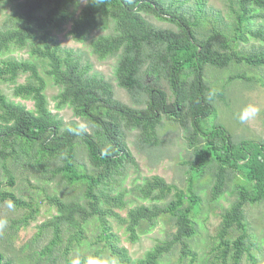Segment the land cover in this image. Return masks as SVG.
Returning <instances> with one entry per match:
<instances>
[{"label": "trees", "instance_id": "1", "mask_svg": "<svg viewBox=\"0 0 264 264\" xmlns=\"http://www.w3.org/2000/svg\"><path fill=\"white\" fill-rule=\"evenodd\" d=\"M14 1L11 27L0 29V54L12 48H28L31 56L47 61V75L62 88L58 108L71 107L75 116L95 128L90 134L77 123L64 126L53 115L45 94L46 81L36 62L2 61L0 84L16 85L25 75L26 82L16 85L15 95L34 101L35 108L30 110L10 101L0 87V204L9 202L17 209H29V215L18 221L25 226L39 214L32 204L4 190L5 185H16L19 167L40 170L44 175H61L68 185L80 186L85 197L83 203L59 196L48 198L56 215L41 226V230L52 232L41 257L58 261L67 239L62 254L65 264H99L103 256L114 261L111 264H162L164 256L177 245L183 256L195 262L198 255L188 241L198 235L195 214L201 200L197 195L187 197L162 177L154 176L136 189L137 197L150 205L128 209L127 192L115 188L119 183L116 177L123 175L129 163H135L124 129L138 130L143 143L156 145L158 128L166 117L190 134L194 177L214 168L213 200L224 195L232 176L239 177L237 200L221 215L219 244L213 249L217 252L215 263L243 264L244 256L256 263L248 244L251 240L246 207L264 201V141H236L224 126L206 123L216 116L214 102L224 98V91H213L204 74L206 68L264 67V47L239 51L251 39L264 42V29L250 28L253 20L263 16L264 0H230L236 19L232 26L223 24L220 14H209L204 0H197L196 10L190 13L182 8V0ZM78 3H83L79 14L71 11ZM149 16L176 29L157 28ZM68 27L69 35L79 42H86L99 27L113 28V34L94 38L90 46L101 60L119 57L118 84L131 95L143 94L145 108L133 109L119 101L112 85L102 76L89 74V66H83L72 50L62 52L57 34ZM144 76L155 80L150 84ZM236 79L253 78L240 73L231 76L229 82ZM78 144L89 159L91 173L78 162ZM171 195L175 196L173 200H169ZM122 210H127L126 216ZM162 218H170L173 223L176 230L172 238L134 262L118 230L123 229L134 242L139 234L153 231ZM233 232L238 236L233 238ZM90 233L94 242L90 241ZM73 251L81 255L77 263L67 258ZM13 262L0 251V264Z\"/></svg>", "mask_w": 264, "mask_h": 264}, {"label": "rangeland", "instance_id": "2", "mask_svg": "<svg viewBox=\"0 0 264 264\" xmlns=\"http://www.w3.org/2000/svg\"><path fill=\"white\" fill-rule=\"evenodd\" d=\"M196 1L182 0V8L188 12H193L197 7ZM204 2L206 3V11L214 16L220 14L223 24L232 26L236 21L235 15L232 13L230 0H204ZM14 5V0H0V29L11 27L10 17L14 12ZM82 5L83 3H78L71 8V11L79 14ZM262 15V17L252 21L250 25L252 31L264 29V13ZM148 19L157 28L176 29L172 24L155 17L149 16ZM69 30L70 27L57 34L62 52L72 50L83 66H89V74L102 76L112 85L115 97L119 101L133 109L145 108L146 97L143 94L131 95L118 84L116 69L119 57L112 56L106 60H101L90 46V41L94 38L113 34V28L99 27L93 30L86 42L74 40L69 35ZM262 47H264L263 41L251 39L248 44L241 45L239 51L248 52L252 48L260 49ZM8 59L36 62L39 65L41 75L46 81L45 94L53 115L62 120L64 126L77 123L90 134L93 133L95 128L89 125L85 119L75 116L71 107L58 108V96L62 92V88L56 85L47 75L46 72L49 69L47 61L31 56L28 48H12L10 51L0 54V64ZM240 73H245L253 79L249 81L236 79L229 82L231 76ZM26 79L25 75L21 76L17 84L25 83ZM144 79H147L151 84L154 82L155 77L144 76ZM204 79L213 91H224V98L220 97L214 102L217 110L216 116L208 119L206 123L209 126L214 123L224 126L236 141L243 139L264 141V67L251 68L238 65L223 70L206 68ZM16 85L10 82H2L0 87L10 101L33 110L35 108L34 101L15 95ZM163 87L172 97L166 82H163ZM124 132L135 163H129L123 170V175L116 177L119 183L115 184V188L127 192L125 199L129 202L128 209L139 204L150 205L149 202L142 201L137 197L136 189L144 184L147 179L154 176L162 177L167 184L174 185L178 191H182L187 197L191 194L197 195L201 200L200 210L195 214L198 235L188 241L191 249L198 255L193 264H216L215 254L217 252H214L213 249L219 244L217 232L222 221L221 215L225 210L231 208L237 200L236 185L239 182L237 179L239 177L233 178L232 176L224 195L219 200H213L212 188L214 186L213 175L215 170L210 168L202 176L194 177L192 171L194 148H192L188 139L190 134L182 125L165 117L158 128V144L156 145L143 143L138 130L126 128ZM77 150L79 154L78 162L91 173L92 166L83 152L81 144H78ZM15 175L16 185L12 188L5 185L4 190L13 191L18 197L32 204L34 208L39 209V214L35 219H32L29 226H25L18 223V221L29 215V209H17L9 202L0 204V251L9 260L12 259L14 264H65L66 260L62 257V254L67 239H65V246L59 255L58 261H48L47 258L41 257L40 254L43 248L52 238L51 230H41V226L56 215V209L49 204L48 198L59 196L66 201L79 200L80 203H83L85 197L82 196L80 186H70L66 180H63L61 175L56 177L51 173L44 175L40 170L30 167H19ZM173 197L175 196L171 195L169 200H173ZM187 201L188 198L185 201L186 205H188ZM156 204L162 205V203ZM121 214L126 216L127 210H122ZM246 218L247 231L252 241V244H250L251 241L248 244L251 246V254L255 257L256 263L248 256H244L242 262L243 264H264V201L248 205L246 207ZM14 224L16 227L13 226ZM113 224L115 227L116 224ZM175 230L170 218H162L157 222L153 231L147 234H139L138 239L134 242L123 229L118 230V233L122 245L128 249L132 260L135 262L142 259L157 244L172 238V233ZM232 236L235 238L238 233L233 232ZM89 237L91 242L96 240L91 233ZM9 241L12 242V249L9 247ZM80 257L81 255L74 251L67 256L72 263H77ZM18 260H21L20 263ZM191 261V257L181 254V246L177 245L172 252L164 256L162 264H192ZM113 262H110L107 256H103L98 263L111 264Z\"/></svg>", "mask_w": 264, "mask_h": 264}]
</instances>
